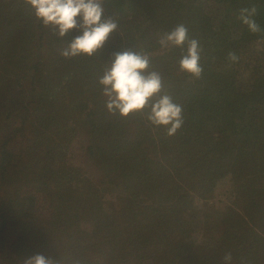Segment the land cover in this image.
<instances>
[{
	"label": "trees",
	"instance_id": "16d2710c",
	"mask_svg": "<svg viewBox=\"0 0 264 264\" xmlns=\"http://www.w3.org/2000/svg\"><path fill=\"white\" fill-rule=\"evenodd\" d=\"M256 6L253 34L240 10ZM112 34L94 57L65 58L63 39L23 0H0V264L36 254L57 264H264V0H105ZM178 24L203 48L202 77L179 71L181 49L159 53ZM145 45L184 123L168 136L141 115L108 112L99 78L115 52ZM239 58L225 67L223 56ZM247 63V62H246ZM92 159L69 162L74 144ZM125 196L123 215L103 186ZM225 188L231 204L195 239L193 197ZM40 196L45 220L37 218Z\"/></svg>",
	"mask_w": 264,
	"mask_h": 264
},
{
	"label": "clouds",
	"instance_id": "9594fccd",
	"mask_svg": "<svg viewBox=\"0 0 264 264\" xmlns=\"http://www.w3.org/2000/svg\"><path fill=\"white\" fill-rule=\"evenodd\" d=\"M34 16L54 35L63 39L70 32L79 33L61 49L60 54L68 59L87 56L94 57L103 49L112 34L119 32V21L106 16L105 0H23ZM256 6L242 8L239 20L253 34L262 31L254 17ZM159 53L181 49L179 71L199 79L204 68L200 63L203 48L199 41L189 38L188 28L178 24L172 30L157 34ZM156 53L141 44L133 49L115 52L104 67L99 78L105 105L112 115L127 118L141 115L154 127H163L168 136L181 129L183 119L182 105L174 102L172 95L165 89L162 74L153 67ZM228 58L237 61L234 52ZM224 264H232L231 252L224 256ZM24 264H57L52 257L36 254L26 258ZM246 264V261H241Z\"/></svg>",
	"mask_w": 264,
	"mask_h": 264
},
{
	"label": "rangeland",
	"instance_id": "374dc122",
	"mask_svg": "<svg viewBox=\"0 0 264 264\" xmlns=\"http://www.w3.org/2000/svg\"><path fill=\"white\" fill-rule=\"evenodd\" d=\"M255 55L264 57V43H260L257 46V52H254V55H252V57H247V55L244 56L245 58L240 64L238 72V79L241 83H246L248 81L252 69L251 67L253 65L251 64V62L254 61L253 56ZM221 59L224 60L225 67H230L231 60H229L228 57L223 56ZM80 147V145L76 143L74 144V147L70 150L69 153V162L76 165L88 166L89 163H91L92 159L89 158L86 153L81 150ZM102 189L103 195L106 198L112 200L115 203V206L117 207L119 213L123 215L124 207L126 204L124 193L115 186L105 185L102 187ZM224 189L225 188L217 192V196H214L212 198L204 199L198 198L197 196L193 197L191 203V213L197 225L195 239L199 242L203 240L206 234L214 231V228L212 229L211 227L217 225L216 221L221 218L222 212L224 211L226 206L231 204L230 196H228V193L224 192L227 189ZM43 201L44 197L40 196L37 207V219L40 222H43L46 218L45 215L42 214L43 212L41 210V204Z\"/></svg>",
	"mask_w": 264,
	"mask_h": 264
}]
</instances>
